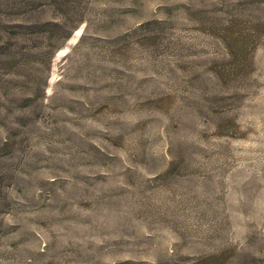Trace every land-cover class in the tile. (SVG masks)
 <instances>
[{
    "label": "rangeland",
    "instance_id": "obj_1",
    "mask_svg": "<svg viewBox=\"0 0 264 264\" xmlns=\"http://www.w3.org/2000/svg\"><path fill=\"white\" fill-rule=\"evenodd\" d=\"M0 44L48 77L0 67V264H264V0H0Z\"/></svg>",
    "mask_w": 264,
    "mask_h": 264
},
{
    "label": "trees",
    "instance_id": "obj_2",
    "mask_svg": "<svg viewBox=\"0 0 264 264\" xmlns=\"http://www.w3.org/2000/svg\"><path fill=\"white\" fill-rule=\"evenodd\" d=\"M47 24H51L50 22H44V23H39V24H35V26L38 25H47ZM52 25L55 27V31L51 34V36H49L50 39L54 40V46L50 49V51L48 52V64L46 68L47 70H49V66H50V61L52 59V56L54 55V53L57 51L58 48L61 47V45L70 37L71 34V29H66V30H61L62 27L58 22H54L52 23ZM60 31H62V33H60ZM41 32V31H39ZM13 33V32H12ZM14 34V33H13ZM11 37H9L10 39ZM1 49H9L8 47H6L5 45L0 44V50ZM6 51V50H5ZM4 54H1L0 57V63H2V65L0 66L1 68L6 67V69L8 70L7 74L9 76L15 77L17 79H25L26 81L28 79V77H31V80L35 89L40 92V93H44V89L47 85V76H39L38 78L33 77L32 75H30V73L26 72L25 67L23 65L22 60H25V58L27 56L30 55V53L28 52H21V51H16V50H8L7 52H2ZM1 78V76H0ZM6 95L0 92V97ZM27 95V94H26ZM30 95V93H28V95L26 97H28Z\"/></svg>",
    "mask_w": 264,
    "mask_h": 264
}]
</instances>
